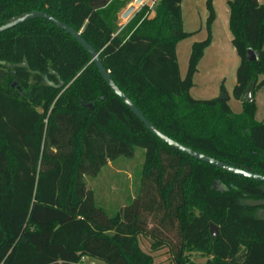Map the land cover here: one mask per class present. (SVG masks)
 Instances as JSON below:
<instances>
[{
  "label": "trees",
  "instance_id": "obj_1",
  "mask_svg": "<svg viewBox=\"0 0 264 264\" xmlns=\"http://www.w3.org/2000/svg\"><path fill=\"white\" fill-rule=\"evenodd\" d=\"M132 1L0 0V26L22 14L47 13L80 34L113 83L163 135L264 176V122L255 121L254 103L233 115L226 101L189 96L211 40L210 0L209 35L192 46L184 79L175 53L190 36L182 30L181 0H158L152 14L143 7L121 28L118 14ZM227 5L239 58L233 96L240 101L249 83L255 91L264 87V4ZM248 50L257 62L246 61ZM24 59L31 73L0 66V264H78L82 258L154 264L139 237L150 241L151 253L166 249L171 264H195L194 256L205 264H264V218L257 216L263 184L162 144L107 87L87 52L50 23L33 20L0 34V62ZM49 71L64 89L44 83L47 77L57 85ZM136 149L143 150V165L135 193L110 216L96 206L85 179L132 159Z\"/></svg>",
  "mask_w": 264,
  "mask_h": 264
},
{
  "label": "rangeland",
  "instance_id": "obj_2",
  "mask_svg": "<svg viewBox=\"0 0 264 264\" xmlns=\"http://www.w3.org/2000/svg\"><path fill=\"white\" fill-rule=\"evenodd\" d=\"M207 1L208 0L183 1L182 30L187 34H190V36L180 41L176 46L177 64L181 79H184L186 75L192 46L205 41L209 35L206 26V20L208 17L206 7ZM135 2L136 1L133 0L127 7L119 12V27L123 28L130 22V18L123 20L121 16L127 8ZM219 2H221V0H215V9H213L214 14H217V16L219 15L215 29H213L214 33L210 29V44L205 49L203 56L198 63L197 72L193 76V87L189 91V96L192 99L199 101L212 99L220 100L223 96H225L227 98L225 101L231 113L233 115H241L244 110L243 104L236 100L233 96V89L236 85V70L239 66V58L231 45L232 35L228 29L229 17H223V3L219 6ZM223 26L224 30H226L225 34L228 32V38L225 37L226 35L223 36L222 34ZM221 87L224 90L223 92H221ZM254 105L256 108V102H254ZM263 115L264 99L263 104L261 103L259 105L257 118L255 119L254 116L255 121L257 122L258 119H262L261 117ZM263 121L264 120L260 122ZM142 165L143 150L136 149L135 155L132 159H122L116 161L115 163H109L107 167L101 170L97 178L93 180L86 178L87 187L94 194L96 206L104 210L110 216L115 215L120 209L127 206L135 193V184L138 183ZM257 216L264 218V212L258 213ZM138 243L140 249L144 253L150 254L153 257L154 264H171L169 254L166 249H160L159 251L151 253L150 241L147 238L139 237ZM192 260L195 264H205V259L197 256H194ZM84 264L103 263L87 258V261Z\"/></svg>",
  "mask_w": 264,
  "mask_h": 264
},
{
  "label": "water",
  "instance_id": "obj_3",
  "mask_svg": "<svg viewBox=\"0 0 264 264\" xmlns=\"http://www.w3.org/2000/svg\"><path fill=\"white\" fill-rule=\"evenodd\" d=\"M141 0H136V2L131 5L130 7L127 8V10L122 14L121 18L123 20H127L130 18L133 13L135 12V9L140 6ZM33 20H44L51 25L55 26L58 30H61L68 34L73 40H75L79 46L83 50L87 52V54L91 58V62L97 69L100 77L102 78L103 82L107 85V87L113 92V94L122 101L124 106L129 110V112L145 127V129L157 140H159L162 144L165 146L173 149L176 152H179L197 162H201L204 164H207L211 167H214L218 170H221L223 172H226L232 176L246 179L249 181H253L259 184L264 185V176H261L259 174L252 173L250 171L242 170V169H237L232 166H228L220 161H217L215 159H212L208 156H205L203 154H200L198 152H195L179 143L176 141H173L172 139L168 138L167 136L163 135L159 130H157L154 126H152L142 115L141 113L137 110V108L131 103V101L125 96L123 92L113 83V81L110 78L109 73L105 70L103 67L102 62L100 61L99 54L89 46L85 40L80 36L79 33L75 32L73 29L67 27L63 23L59 22L55 18L51 17L47 13L44 12H31V13H26L22 14L16 18L10 19L8 22H6L4 25L0 26V34L9 31L11 29H14L22 24H25L29 21ZM258 54L256 52H253L252 50H248L246 54V61L249 63H255L258 61ZM0 66H5L8 69H25L28 71V73H31L28 70V65L26 60L24 59L21 64L18 65H10V64H5L3 62H0ZM34 75H38L37 72L33 73ZM49 74L51 76H54L57 80V85H54L53 83L49 82L47 80V77H43L44 83L51 88H55L57 90H62L64 89V84L60 81V78L58 77L57 74H55L52 71H49ZM16 84L14 83L12 87H14ZM18 91L20 92V89L18 88ZM254 92H255V85L254 83H249L247 88L245 89V92L240 100L242 104H252L254 103ZM227 98L223 96L220 100L225 101ZM84 106V105H82ZM85 108L91 109L92 105L88 104L84 106ZM209 235L211 238H216L217 236V227L213 224L209 225Z\"/></svg>",
  "mask_w": 264,
  "mask_h": 264
},
{
  "label": "crops",
  "instance_id": "obj_4",
  "mask_svg": "<svg viewBox=\"0 0 264 264\" xmlns=\"http://www.w3.org/2000/svg\"><path fill=\"white\" fill-rule=\"evenodd\" d=\"M183 1L184 0H181V5H180V8H181V21H182V27H183V12H182V4H183ZM211 1V4H212V6H213V9H215V0H210ZM228 1H230V0H221V2H219L218 4H219V6L220 5H222V3H223V11H222V15H223V17H226V18H228L229 17V9H228V6H227V3H228ZM258 4H260V5H263L264 4V0H258ZM130 7V6H129ZM142 8L140 7V6H138L136 9H135V12L133 13V15L130 17V20L134 17V15L135 14H137L140 10H141ZM153 13V11L150 13V14H152ZM216 15V19H215V21H214V23H213V25H212V27H211V31L214 33V31H213V29H215V26H216V23H217V20H218V16H217V14H215ZM226 29V28H225ZM229 29V28H228ZM225 31L226 30H224V26H223V36L224 35H226L225 37H229V35H228V32H226V34H225ZM212 39H213V37H212ZM212 44V43H211ZM178 45V44H177ZM263 50H264V45H263ZM175 53H176V49H175ZM176 59H177V56H176ZM178 69H179V67H178ZM263 99H264V87L263 88H261V89H258V90H256L255 92H254V102H256V113H255V119L257 118V115H258V109H259V105L262 103L263 104ZM262 119H258L257 120V122H260V121H262V120H264V115L261 117ZM264 122V121H263Z\"/></svg>",
  "mask_w": 264,
  "mask_h": 264
},
{
  "label": "built area",
  "instance_id": "obj_5",
  "mask_svg": "<svg viewBox=\"0 0 264 264\" xmlns=\"http://www.w3.org/2000/svg\"><path fill=\"white\" fill-rule=\"evenodd\" d=\"M134 1H136V0H134ZM157 2H158V0H141L140 7L141 8L148 7V13L147 14H150L154 10ZM86 261H87V258H82L78 264H84Z\"/></svg>",
  "mask_w": 264,
  "mask_h": 264
},
{
  "label": "flooded vegetation",
  "instance_id": "obj_6",
  "mask_svg": "<svg viewBox=\"0 0 264 264\" xmlns=\"http://www.w3.org/2000/svg\"><path fill=\"white\" fill-rule=\"evenodd\" d=\"M263 205H264V203H263ZM260 212H264V209L259 210V213H260Z\"/></svg>",
  "mask_w": 264,
  "mask_h": 264
}]
</instances>
